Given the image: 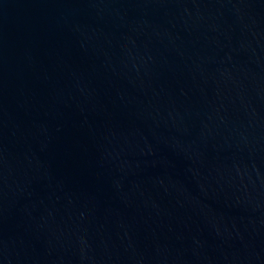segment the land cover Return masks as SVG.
<instances>
[{
  "label": "water",
  "instance_id": "obj_1",
  "mask_svg": "<svg viewBox=\"0 0 264 264\" xmlns=\"http://www.w3.org/2000/svg\"><path fill=\"white\" fill-rule=\"evenodd\" d=\"M0 264H264V0H0Z\"/></svg>",
  "mask_w": 264,
  "mask_h": 264
}]
</instances>
